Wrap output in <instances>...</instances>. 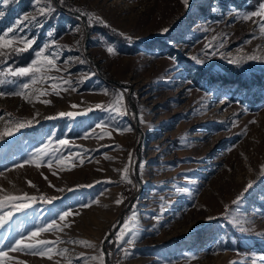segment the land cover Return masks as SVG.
<instances>
[{
  "label": "rangeland",
  "instance_id": "374dc122",
  "mask_svg": "<svg viewBox=\"0 0 264 264\" xmlns=\"http://www.w3.org/2000/svg\"><path fill=\"white\" fill-rule=\"evenodd\" d=\"M68 1L70 9L52 0L55 13L38 17L43 27L23 22L16 34L36 37L33 49L0 62V70L27 66L34 50L54 40L49 51L58 53V70L49 75L71 82L57 89L60 95L51 89L60 80L30 84L25 99L13 93L27 78L0 75V132L33 120L0 140V196L38 198L0 227V249L8 251L5 245L54 218L61 223L64 211L74 214L66 219L70 227L38 237L59 241L51 259L9 251L4 264H101L93 257L101 256L103 243L108 264H264V59L229 63L264 57V33L252 20L234 18L261 0H189L187 6L182 0ZM45 3L0 0V34ZM85 12L104 23L88 28L79 15ZM235 71L247 83L233 79ZM121 92L123 116L107 110ZM97 103L105 107L96 109ZM49 116L64 121L60 126ZM98 124L111 135L86 137L102 132ZM50 136L53 147L69 141L62 166L15 167ZM41 195L56 199L44 203ZM129 217L132 231L117 239ZM102 258L106 264L104 252Z\"/></svg>",
  "mask_w": 264,
  "mask_h": 264
},
{
  "label": "snow or ice",
  "instance_id": "6c2138e0",
  "mask_svg": "<svg viewBox=\"0 0 264 264\" xmlns=\"http://www.w3.org/2000/svg\"><path fill=\"white\" fill-rule=\"evenodd\" d=\"M4 4H8L9 0H2ZM59 4L63 5L65 3V0H56ZM182 2L187 6L189 4V0H182ZM36 5L41 4V0H35ZM56 9L52 6V0H47V3L44 4L42 7L37 8V15H25L22 20L17 21L16 25L13 27H9L7 30H5L2 34H0V62L6 61L10 57L17 56L21 53H24L28 50L33 49V45L36 42V37L28 38L24 35H17V32H23L24 28L21 27L23 22L25 21H33L36 23L37 27H43V25L38 20V17L44 18L48 17L49 14H54ZM4 15L3 12H0V17ZM80 16H83L86 18V24L88 26H91L94 22L95 23H104L103 20L96 16L94 13H80ZM79 18V17H78ZM234 18L242 19L244 21L252 20L254 24L259 28L261 33H264V0H261L259 3L258 8L256 10L251 11L249 13H236ZM253 18H258L256 20H253ZM74 32L80 31L79 27H76L73 29ZM162 31L167 32L168 29H163ZM54 29L49 31L47 35L49 37L53 36ZM123 35V34H121ZM128 39H131L130 37ZM215 39V38H213ZM212 45H206V47H211ZM56 47L55 41L52 40L50 42H46L44 45H42L38 50H34V58L31 60V62L27 66L23 67H15L13 68L11 65H8L6 67H3L2 70H0V75L7 78L8 76H11L13 78H27L29 80V83H23L21 85V91L13 93V95H21L24 96L25 99H28L29 97L25 95L24 90L29 89L30 84L35 85L37 83L42 82H50L55 80H60L61 83H51V89L55 92L56 95H60V91L57 90L59 88H62L64 84H70V81H63L62 78L59 77H52L49 75V73L52 70H58L57 69V56L58 53H54L52 51H49L50 49H54ZM107 51L109 53L114 52L113 47H108ZM193 59H196L193 57ZM256 60V59H264V57L255 56V55H249L246 57H240L238 59H231L229 60V63L233 64H239L242 60ZM200 63H203V61H199ZM3 80H0V83H3ZM64 91H67V88H63ZM105 93L107 94V90H105ZM46 93L41 91L40 95H45ZM0 95H4V93L0 92ZM43 103L48 104L50 101L44 100ZM123 105V92L116 95L115 98V105H109L108 109L109 111H112L116 113L117 115L123 116L127 115L126 109L122 110ZM73 108H76L77 105H72ZM105 106L102 103H97L95 105L96 109H102ZM86 111H92L91 108L87 109ZM83 113L80 112H60L58 113V116L60 117H75L77 115H81ZM56 116H49L45 119H56ZM38 123V121H36ZM33 123V120H28L26 122H17L14 127H5L2 132H0V140L4 139L7 136H11L14 131H19L22 128L30 127ZM97 128H101V133H96L95 129L91 133H86V137L89 135H111L110 132H104L103 130L107 127V125H101L98 124L96 126ZM122 131H131V128L123 129ZM53 143V137H48V142L42 144L39 148H36L30 155L29 158L24 160L23 163L16 164L15 167H23L24 165L28 164H34L37 168L41 166L43 162H47L48 166L51 167L53 162H55L57 165H63L65 160L68 159V157H65L61 154L62 148H68L69 147V141L67 139H59L56 141L57 147L52 146ZM74 158L79 159V156H75ZM81 163L83 161L81 160ZM142 167V165H140ZM264 167V166H262ZM63 170V169H62ZM127 172L128 169L126 168L123 173V178L127 179ZM0 175H3L0 173ZM47 180V177H45ZM131 182V181H129ZM28 183L31 185V181H28ZM32 187H35V185H31ZM92 185H87V187H91ZM252 187L251 182L246 186L244 191H247L249 188ZM60 191H63V189H60ZM38 198L34 195H29L28 193H23L22 195H12V194H5L3 196H0V227H3L5 224H7L13 217V214L16 212H23L25 209L32 207V205L36 202ZM41 201L44 203L51 204L56 197H45L41 195L39 197ZM115 203L120 204L122 203V200L118 199L115 201ZM88 205H83V207H87ZM74 213L71 209L62 212L58 216V220L61 223L57 222V219L54 218L50 222H45L37 227H35L33 230L29 231L27 235H21L18 238H16L13 242L5 245L4 247L8 249V251H4L3 249H0V264H4V261L8 259V252H30L33 255H40L45 256L47 255L49 259L52 258V248L53 245L58 243L59 241H50V240H44V239H38L42 233H47L51 231H63V228L70 227V224L66 222V219L70 216H72ZM78 215L79 213H75ZM132 218H125L122 228L120 230L119 235H117V239H123V236L127 234V232L132 231V228L129 226V221ZM209 219H212L209 217ZM115 227V225L113 226ZM106 239H108V236H106ZM111 242V241H109ZM129 243H132V241H128ZM76 243L85 245L87 247H96L95 244H92L89 241H76ZM67 250L60 251L59 255H64V252ZM103 252H101L100 257H93V259H100L101 264H104L103 262Z\"/></svg>",
  "mask_w": 264,
  "mask_h": 264
},
{
  "label": "trees",
  "instance_id": "16d2710c",
  "mask_svg": "<svg viewBox=\"0 0 264 264\" xmlns=\"http://www.w3.org/2000/svg\"><path fill=\"white\" fill-rule=\"evenodd\" d=\"M69 6H73V3H71V2L68 1V0H65V3L62 5V7L65 8V9H66V8L70 9ZM85 21H86V20H85ZM92 25H93V24H92ZM92 25H91V26H88V25H87V26H88V28H92V27H93ZM100 27H102V29H104L108 35H111L112 37H114V38H116V39L121 40V39L123 38V36H122L118 31L112 29V28L109 27V26L101 25ZM256 73H258V72H256ZM233 77H234L233 79H235V80H237V81H243V82L247 83L245 75H243L240 79H238L236 71H235V73H233ZM112 90H114V89H112V87H111V90H110V96H111V95L113 94V92H114V91H112ZM56 119H57V120H56V124L61 126L62 123H63V121H64V119H63V118H56Z\"/></svg>",
  "mask_w": 264,
  "mask_h": 264
},
{
  "label": "water",
  "instance_id": "95a60500",
  "mask_svg": "<svg viewBox=\"0 0 264 264\" xmlns=\"http://www.w3.org/2000/svg\"><path fill=\"white\" fill-rule=\"evenodd\" d=\"M109 82H117L118 83V81H115V80H113V79H110V81ZM134 166H136V163L134 164ZM119 220H120V218H119ZM118 225V223L116 224V226ZM109 235L110 234H107V236L109 237ZM106 239V238H105ZM102 250H103V252L105 253V262H106V264H108V258H107V253H106V247H105V244L103 243L102 244Z\"/></svg>",
  "mask_w": 264,
  "mask_h": 264
}]
</instances>
